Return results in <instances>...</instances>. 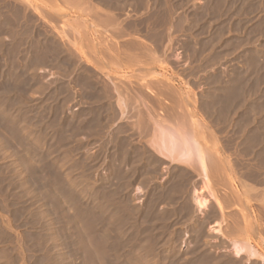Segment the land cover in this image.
I'll return each mask as SVG.
<instances>
[{"label": "rangeland", "instance_id": "obj_1", "mask_svg": "<svg viewBox=\"0 0 264 264\" xmlns=\"http://www.w3.org/2000/svg\"><path fill=\"white\" fill-rule=\"evenodd\" d=\"M0 144V264H264V0H0Z\"/></svg>", "mask_w": 264, "mask_h": 264}, {"label": "bare ground", "instance_id": "obj_2", "mask_svg": "<svg viewBox=\"0 0 264 264\" xmlns=\"http://www.w3.org/2000/svg\"><path fill=\"white\" fill-rule=\"evenodd\" d=\"M142 2V1H141ZM55 6V5H54ZM56 7V6H55ZM38 9V8H37ZM95 13V12H94ZM48 14V13H47ZM96 14V13H95ZM99 14V13H98ZM97 15V14H96ZM100 15V14H99ZM98 15V16H99ZM106 15V14H105ZM20 18V17H19ZM109 18V17H108ZM107 18V19H108ZM111 18H113V17H111ZM115 18V17H114ZM117 19V18H116ZM116 19H114V20H116ZM97 21H99V19L97 20ZM103 22H105V20L103 21ZM108 22V21H107ZM99 23V22H98ZM111 23H113V22H111ZM102 25H103V23H102ZM108 26V25H107ZM104 27V26H103ZM113 30V29H112ZM114 31V30H113ZM67 32V31H66ZM112 34H113V32H111ZM115 33V32H114ZM67 34V33H66ZM65 34V35H66ZM85 34V33H84ZM83 34V35H84ZM62 35V34H61ZM72 35V34H71ZM74 35H75V33H74ZM120 35V34H119ZM63 36V35H62ZM108 36V35H107ZM76 37V36H75ZM109 37V36H108ZM118 37V36H117ZM117 37H115V38H117ZM109 41V40H108ZM74 42V41H73ZM136 42V41H135ZM127 44V43H126ZM129 44V43H128ZM152 44V43H151ZM89 45V44H88ZM155 45V44H154ZM142 46V45H141ZM83 47V46H82ZM160 47V46H159ZM90 48V47H89ZM113 48H115V47H113ZM140 48V47H139ZM144 48V47H143ZM142 48V49H143ZM71 49V48H70ZM104 49V48H103ZM141 49V50H142ZM83 50V49H82ZM108 50V49H107ZM114 50V49H113ZM129 51V50H128ZM133 51H134V49H133ZM140 51V50H139ZM145 51V50H144ZM149 51V50H148ZM147 51V52H148ZM101 52H102V50H101ZM124 52V51H123ZM141 52H143V51H141ZM83 53V52H82ZM92 53V52H91ZM130 54H131V52H130ZM158 54V53H157ZM93 55V54H92ZM141 55H142V53H141ZM88 56V55H87ZM128 56V55H127ZM151 56V55H150ZM140 57V56H139ZM105 58V57H104ZM108 58H110V57H108ZM136 58V57H135ZM95 59V58H94ZM120 59V58H119ZM125 60V59H124ZM134 60V59H133ZM147 60V59H146ZM95 61V60H94ZM118 61V60H117ZM148 61H149V59H148ZM67 63V62H66ZM135 63V62H134ZM138 63V62H137ZM141 63V62H140ZM142 63H144V62H142ZM141 63V64H142ZM153 63V62H152ZM158 63V62H157ZM40 64V63H39ZM125 64V63H124ZM130 64V63H129ZM66 66V65H65ZM133 66V65H132ZM86 71H87V69H86ZM105 71V70H104ZM73 72V71H72ZM67 76V75H66ZM96 78V77H95ZM137 78V77H136ZM121 79V78H120ZM134 82V81H133ZM97 83V82H96ZM151 83V82H150ZM158 83V82H157ZM161 83V82H160ZM84 84V83H83ZM152 84V83H151ZM156 84V83H155ZM159 84V83H158ZM146 85V84H145ZM87 87L89 86V85H86ZM156 87H157V85H155ZM165 86V85H164ZM81 87V86H80ZM146 87V86H145ZM148 87V86H147ZM150 87V86H149ZM155 87V88H156ZM89 88V87H88ZM163 88V87H162ZM168 88V87H167ZM90 89V88H89ZM128 89V88H127ZM134 89V88H133ZM151 89V88H150ZM164 89V88H163ZM58 90V89H57ZM145 90H147V89H145ZM171 90V89H170ZM92 91V90H91ZM133 91V90H132ZM131 91V92H132ZM136 91V90H135ZM150 91V90H149ZM153 91H155V90H153ZM164 91V90H163ZM60 92V91H59ZM72 92V91H71ZM157 92V91H156ZM74 93V92H73ZM137 93V92H136ZM164 93H166L165 91H164ZM169 93V92H168ZM60 94V93H59ZM118 94V93H117ZM144 94V93H143ZM170 94V93H169ZM121 94H119V96H120ZM133 95V94H132ZM156 95V94H155ZM72 96V95H71ZM108 97V96H107ZM109 97H110V95H109ZM132 97V96H131ZM131 97L129 96V98L127 99V101H126V103L127 102H129V103H131L133 100L135 101V99H137L136 97H132V99H131ZM143 97H145V95H143ZM160 97V96H159ZM168 97V96H167ZM119 99H121L120 97H118ZM117 98V99H118ZM139 98V97H138ZM164 98V97H163ZM162 98V99H163ZM169 98H171V97H169ZM144 99V98H143ZM107 100V99H106ZM111 100H113V99H111ZM116 100V99H115ZM122 100V102L125 100L124 98H122L121 99ZM132 100V101H131ZM139 100V99H138ZM149 100V99H148ZM153 100V99H152ZM158 100V99H157ZM74 101V100H73ZM131 101V102H130ZM133 101V102H134ZM140 101V100H139ZM150 101H151V99H150ZM93 102V101H92ZM110 102V101H109ZM132 102V103H133ZM136 102H138L137 100H136ZM148 102V101H147ZM154 103H155V101H153ZM161 102V101H160ZM118 103V102H117ZM119 103H120V101H119ZM119 103H118V105H119ZM126 103H123L124 105L126 104ZM131 103V104H132ZM173 103V102H172ZM121 104V103H120ZM128 104V103H127ZM130 104V105H131ZM138 104V103H137ZM145 104V103H144ZM143 104V105H144ZM159 104V103H158ZM84 105V104H83ZM124 105H122V106H124ZM129 105V104H128ZM128 105H126V109H128L129 107H128ZM129 105V106H130ZM133 105V104H132ZM142 105V104H141ZM154 105V104H153ZM111 106V105H110ZM147 106V105H146ZM131 107V106H130ZM135 107V106H134ZM150 107V106H149ZM152 107V106H151ZM120 108H122L121 107V105H120ZM132 108V107H131ZM131 108H130V110H131ZM137 108H139V107H137ZM147 108H148V106H147ZM125 109V108H124ZM125 109V110H126ZM151 109V108H150ZM154 109H155V107H154ZM133 110H134V108H133ZM139 110H142V109H140L139 108ZM138 109H135L134 111H136L137 112V114H139V116H141V121H143V120H145L144 119V115H143V113H142V111H144V110H142V111H139ZM181 110V109H180ZM109 111V110H108ZM122 111H124L123 109H122ZM148 111V112H147ZM147 111H144V112H146V113H149V110L147 109ZM182 111H183V109H182ZM112 112V111H111ZM128 112V111H127ZM170 112H171V110H170ZM122 113V112H121ZM124 113V112H123ZM166 113V112H165ZM182 113V112H181ZM115 114V113H114ZM118 114V113H117ZM145 114V113H144ZM150 114H151V112H150ZM147 115V114H146ZM153 115V114H152ZM171 115V114H170ZM159 116V115H158ZM181 116V115H180ZM188 116V115H187ZM113 117V116H112ZM127 117V116H126ZM132 117V116H131ZM149 117H151V116H149ZM148 117V118H149ZM164 117V116H163ZM162 117V118H163ZM178 117V116H177ZM129 118V117H128ZM134 118V117H133ZM168 118V117H167ZM166 118V121L163 119V121H165L166 123H167V120H168V124H170L171 123V120L169 121V119H167ZM176 118V117H175ZM189 118V117H188ZM138 119H139V117H138ZM156 119V118H155ZM153 120V121H155V125H157V126H155L154 124L152 125V126H155V127H158V125L160 124V122L159 123H157V121L156 120ZM178 119V118H177ZM184 119V118H183ZM183 119H181V120H174L175 122L173 123V126H172V123H171V126L172 127H174V128H172L171 126L170 127H168L167 125H165L164 124V122H161V123H163V125H165V126H161V125H159L160 127H158V129H157V132H155L154 131V133H156V137L158 138L156 141H159L160 142V147H159V153H161V155H163V158L165 157V159L166 158H169V159H173V161L175 160V161H180V162H183L184 161V163L186 162V163H188V164H191V165H193V164H198L200 167L199 168H201V172H202V174H204V177H206V179L209 177V174H210V172H209V169H210V167H211V164L210 163H212V162H209L208 161V159H206V158H209L210 157V154H209V157H206L205 156V151H207V150H203V149H200L201 147L200 146H198L197 147V145L195 146V141H198L201 137V135L198 133H196V135L195 136H199V139H197V137L195 138L194 137V134L195 133H191V132H193V131H191V129L193 130V128H191V129H189V130H187V128H188V125L187 126H184V123H185V121H183ZM94 120V119H93ZM147 120V119H146ZM188 120V119H187ZM99 121V120H98ZM149 121V120H148ZM148 121H147V124H149L148 123ZM151 121V120H150ZM137 122H138V120H137ZM144 122H146V121H144ZM143 122V123H144ZM184 122V123H183ZM142 123V124H143ZM144 124H146V123H144ZM146 124V125H147ZM175 124V125H174ZM199 124V123H198ZM136 125V124H135ZM138 125V124H137ZM136 125V126H137ZM121 126V125H120ZM139 126H140V124H139ZM138 126V127H139ZM167 126V127H166ZM191 126V125H190ZM190 126H189V128H190ZM137 127V128H138ZM145 127V129H146V127L147 126H144ZM148 127H150V126H148ZM147 127V128H148ZM155 127H153L154 129H155ZM186 127V128H185ZM202 127V126H201ZM97 128V127H96ZM103 128V127H102ZM118 128H119V126H118ZM127 128V127H126ZM186 130H185V129ZM195 128V127H194ZM138 129H140V128H138ZM151 129V128H150ZM150 129H147L148 131L150 130ZM196 129H198V128H196ZM201 129V128H200ZM199 129V130H200ZM147 130H145V131H147ZM202 130V129H201ZM195 131V130H194ZM140 132V131H139ZM150 132V131H149ZM196 132H198V130L196 131ZM201 133H203V132H201ZM206 135V134H205ZM141 136V135H140ZM139 136V137H140ZM142 137V136H141ZM194 137V138H193ZM144 138V137H143ZM192 138L193 139H195V141H194V143H193V141H192ZM197 139V140H196ZM152 140H153V138H152ZM144 142V141H143ZM149 142V141H148ZM159 142H157V143H159ZM146 143V142H145ZM150 143V142H149ZM1 145V144H0ZM3 146V145H2ZM200 147V148H199ZM204 148V147H203ZM141 151H143V150H141ZM203 151H204V153H203ZM154 152V151H153ZM156 152V151H155ZM158 152V151H157ZM207 153V152H206ZM208 155V154H207ZM211 158V157H210ZM154 159V158H153ZM175 163V162H174ZM179 163V162H178ZM183 163V164H184ZM191 165H189V166H191ZM213 165H214V163H213ZM187 166V165H186ZM196 166V165H195ZM194 165H193V167H195ZM192 167V166H191ZM215 167H216V165H215ZM219 167V166H218ZM159 168V167H158ZM212 168V167H211ZM222 168V167H221ZM217 169V168H216ZM194 170H196L195 168L193 169V172H194ZM199 170V169H198ZM215 170V169H214ZM192 171V170H191ZM200 171V170H199ZM213 171V170H212ZM221 171V170H220ZM148 173V172H147ZM213 173H215V172H213ZM212 172H211V174H213ZM195 174V173H194ZM216 174V173H215ZM156 175V174H155ZM217 175V174H216ZM218 176V175H217ZM154 177V176H153ZM211 177V176H210ZM214 178H216V177H214ZM130 179V178H129ZM144 180V179H143ZM211 184V183H210ZM147 185V184H146ZM250 189V188H249ZM158 191V190H157ZM152 192V191H151ZM210 192V191H209ZM212 192V191H211ZM248 193V192H247ZM247 193H245V194H247ZM164 194V193H163ZM177 195V194H176ZM252 195V194H251ZM247 197H249V196H247ZM258 197V196H257ZM232 198V197H231ZM236 198V197H235ZM261 198V197H260ZM196 201H197V203L196 204H198V206L200 207V208H203V207H205V201L203 202V200H200L199 198H197L196 197ZM214 199H216V198H214ZM234 199V198H233ZM232 199V200H233ZM220 201V200H219ZM229 202V201H228ZM222 203V202H221ZM224 205V204H223ZM207 207V206H206ZM217 207V206H216ZM219 208H221V207H219ZM221 210V209H220ZM224 210V209H223ZM193 213V212H192ZM187 218V217H186ZM230 229V228H229ZM233 230V229H232ZM234 231V230H233ZM237 233V232H236ZM235 239V238H234ZM236 243V242H235ZM233 244L234 245V249H235V251H236V253L237 254H240V253H242V252H244V253H246L249 257H250V259H258V258H261L260 257V255H258V253L257 252H255L253 249H250L246 244H241V245H238V244ZM245 243V242H244ZM232 244V243H231ZM245 260V259H244ZM236 263V262H235Z\"/></svg>", "mask_w": 264, "mask_h": 264}]
</instances>
